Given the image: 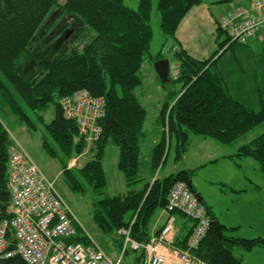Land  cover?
<instances>
[{
	"label": "trees",
	"instance_id": "obj_1",
	"mask_svg": "<svg viewBox=\"0 0 264 264\" xmlns=\"http://www.w3.org/2000/svg\"><path fill=\"white\" fill-rule=\"evenodd\" d=\"M202 2L159 0L163 32L175 40L186 14ZM150 14L151 0H140L138 9L126 6L123 0H0V208L4 212L11 204L9 159L15 144L6 125L9 116H16L21 125L30 129H37L36 120L44 124L54 145L44 140L43 147L61 161L63 174L76 190H84L78 173L105 193L102 157L105 147L114 143L128 189L123 194H105L95 200L93 219L103 231L116 233L136 216L132 236L139 241L150 238L155 214L167 204L174 183H189L198 170L181 169L152 181L166 162L172 140L179 160L192 134L233 144L264 122V103L255 110L234 98L222 72L214 67L225 52L246 46L245 42L231 41L219 19L218 46L211 56L196 58L175 41L172 54L180 62V72L166 83L183 81V88L179 95L161 101L162 132L149 163L144 165L140 154L146 109L135 90L142 83V65L153 38ZM163 57L161 51L154 61ZM83 90L105 102L104 114L96 119L102 131L90 146L79 133L76 119L66 117L64 110L65 100ZM50 106L54 117L48 122L44 113ZM86 152L90 157L82 167L68 166L71 158ZM230 156L254 158L264 174V132L240 145ZM221 227L219 233L211 226L195 250L198 257L211 264H249L226 243L245 249L264 246V236H229L223 234L227 227ZM186 241L187 237H177L175 244L185 247ZM143 259L141 251L138 260L142 264ZM9 262L24 264L18 256Z\"/></svg>",
	"mask_w": 264,
	"mask_h": 264
},
{
	"label": "rangeland",
	"instance_id": "obj_2",
	"mask_svg": "<svg viewBox=\"0 0 264 264\" xmlns=\"http://www.w3.org/2000/svg\"><path fill=\"white\" fill-rule=\"evenodd\" d=\"M214 10L226 12L227 16L233 8L249 6L254 0H233L232 2H220L219 0H204ZM123 3L133 9H138L140 0H123ZM159 0H151L150 25L153 38L150 52L146 54V60L142 65V83L136 88L140 102L146 109V120L144 124L145 136L142 140L141 160L147 165L151 152L156 141L160 139L162 124L159 121L160 103L165 98L179 95L183 88V81L166 83L161 82L154 68V57L163 52L164 57L170 59L174 64L172 50L175 40L172 36L166 35L161 27V13L159 11ZM216 33L202 32L201 42L209 49V55L217 49V43L213 40ZM250 35L247 39L252 37ZM214 45L210 49V45ZM227 47V46H226ZM225 47V48H226ZM224 48V49H225ZM222 49L220 53L224 50ZM219 69L228 84L230 94L243 102L251 109H259L264 103V38L254 39L248 46H237L235 50L225 52L214 65ZM46 121L54 117L52 106L44 113ZM6 120L7 128L10 131L14 142L18 145L17 150L28 155L45 175L54 180L56 189L64 197L74 215L81 222L99 246L115 261H118L123 251V238L115 232H105L93 219L94 201L109 194L111 196L123 194L128 186L124 173L119 169L118 147L110 142L104 150L102 157L106 176L105 193L103 190L95 189L82 174L77 173V178L84 190L73 189L70 179L63 174V165L58 158L50 156L43 147L44 140L54 145V142L42 122H37V129H30L21 125L14 115ZM264 132V122L258 124L248 133L240 137L234 144L225 145L212 138L198 135H190L188 151L185 154V163L193 165L203 158V153L208 147L203 146L206 142L216 144L215 154L223 151L230 153L238 151L240 145L249 142L257 135ZM207 140V141H204ZM88 142V146L92 140ZM224 153V152H223ZM88 152L80 154L72 167H82L90 156ZM176 142L171 141V149L166 155L168 160L162 164V175L176 173L183 168L173 167L176 160ZM201 159V160H200ZM71 166V164H70ZM71 167V168H72ZM144 167V166H143ZM169 167L171 171L166 172ZM160 169L155 172L152 181L159 176ZM151 179V178H150ZM196 185L201 187L207 194L206 200L213 207L215 216L220 223L226 225L223 234L253 238L264 236V174L261 171L257 160L251 157H236L233 160L223 159L214 165L202 167L196 174ZM237 187V188H236ZM240 188V189H239ZM196 189H198L196 187ZM238 189V190H237ZM201 194V193H200ZM202 195V194H201ZM158 211V210H157ZM184 218H187L183 215ZM188 220H190L188 218ZM191 221V220H190ZM222 221V222H221ZM182 230V234L185 233ZM233 253L249 264H264V246H256L252 249H244L241 245H230ZM141 250H133L128 246V251L123 254L119 264H142L138 257Z\"/></svg>",
	"mask_w": 264,
	"mask_h": 264
},
{
	"label": "built area",
	"instance_id": "obj_3",
	"mask_svg": "<svg viewBox=\"0 0 264 264\" xmlns=\"http://www.w3.org/2000/svg\"><path fill=\"white\" fill-rule=\"evenodd\" d=\"M230 39L245 41L264 29V0H254L249 7L240 6L221 19ZM180 64L170 66V75L179 76ZM65 112L76 117L79 133L89 142L97 139L102 129L96 119L104 114V99L91 97L86 90L65 100ZM11 204L6 212L0 208V264L20 257L24 264H119L128 246L144 252L143 264H211L198 257L195 250L207 235L212 218L205 203L200 201L188 182L176 181L169 191L163 211L168 219L147 241L132 236L136 216L117 229L123 238V251L118 261L112 259L93 240L35 162L15 146L10 149L9 181ZM174 212L194 221L185 247L175 244L179 227ZM10 229L12 239L6 238ZM85 238L89 242L81 240Z\"/></svg>",
	"mask_w": 264,
	"mask_h": 264
},
{
	"label": "crops",
	"instance_id": "obj_4",
	"mask_svg": "<svg viewBox=\"0 0 264 264\" xmlns=\"http://www.w3.org/2000/svg\"><path fill=\"white\" fill-rule=\"evenodd\" d=\"M219 1L221 2V0H219ZM226 12L223 13V11H221L219 9L214 10L212 8V6L205 3V1L203 0V2L201 4L194 6L188 12L186 14V16L184 17V19L182 20V22L180 23V25H179L178 29L176 30V33H175L176 45H180L190 55H192L196 58H199V59H204V58L211 56L212 54L209 55V49H207L206 45L204 43H202L200 40L202 37V32L204 33L205 31H208L211 33H216V36H217V22ZM212 37L216 43L215 35ZM262 37L264 38V30L259 32L256 35L250 37L246 43V46H248L249 43L253 42L254 39H259ZM213 46H214L213 44L210 45V49H212ZM192 135H194V134H192ZM198 136H202V135H198ZM202 137H206V136H202ZM206 138H212V137H206ZM212 139H214V138H212ZM214 140H216V139H214ZM204 141H207V140H204ZM216 141H218V140H216ZM156 142H158V141H156ZM219 143H221V142H219ZM222 144H224V143H222ZM225 145H232V144H225ZM188 146H189V142H188ZM203 146L208 147L207 152L203 153L204 159H202V160L200 159L201 161H198V163H194L193 165L186 164L185 163V154L188 151V147H187V150H186L185 154L183 155V157L179 160L176 158L175 162H177V163H175L173 165V167L179 166V168H183V169L197 168L198 167V170L195 171V173L192 177V188H193L194 192H199L202 194V197H203L202 201L208 206L211 215L215 216V211H214L213 207L206 200L207 194L205 193V191H203V189H201L200 185L199 186L196 185V174L199 170H201L202 167H207L208 165H214L216 163H219L223 159H227V160L235 159L236 157L230 156L231 154H234L235 151H232L230 153H226V151H223L224 153L222 152L220 154H215L216 144H213L211 142H206L203 144ZM118 154H119V152H118ZM167 160H168V157L166 159V162H167ZM163 168L164 167L161 168L158 177H161ZM147 169L149 170L148 167H147ZM147 169H145V170L148 171ZM171 169H172V167H169L168 170H166V172L171 171ZM196 187L198 189H196ZM174 216H175L174 222L179 227L178 233L181 237H183L190 231V229L193 225V221L191 219H190L191 220L190 221V220H188V218H184L183 214H181V213H175ZM167 218H168V213L164 212L161 209L158 210L155 214L154 222H153L152 227H151V233L153 231L158 230L163 225V223L167 221ZM214 218L218 219L216 216ZM222 224L224 226H226L223 222H222ZM183 229L186 230L184 234H182ZM239 236H237V237H239ZM232 251H233V249H232ZM238 258H240V257H238Z\"/></svg>",
	"mask_w": 264,
	"mask_h": 264
},
{
	"label": "water",
	"instance_id": "obj_5",
	"mask_svg": "<svg viewBox=\"0 0 264 264\" xmlns=\"http://www.w3.org/2000/svg\"><path fill=\"white\" fill-rule=\"evenodd\" d=\"M169 65H170V59L169 58H162L159 60H156L154 62V68L157 72L160 80L163 83L169 82ZM190 185H192V182H189ZM197 197L199 200H202L203 197L199 192H196ZM213 227L219 232L222 233V227L219 220H213ZM11 232L9 229L6 231V238L11 240L12 242H16V239L11 238Z\"/></svg>",
	"mask_w": 264,
	"mask_h": 264
}]
</instances>
